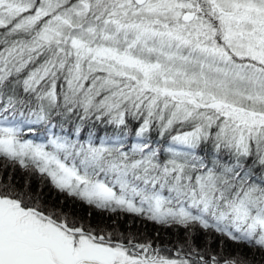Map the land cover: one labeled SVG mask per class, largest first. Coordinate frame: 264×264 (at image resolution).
Returning a JSON list of instances; mask_svg holds the SVG:
<instances>
[{
	"label": "snow or ice",
	"instance_id": "1",
	"mask_svg": "<svg viewBox=\"0 0 264 264\" xmlns=\"http://www.w3.org/2000/svg\"><path fill=\"white\" fill-rule=\"evenodd\" d=\"M0 264H264V0H0Z\"/></svg>",
	"mask_w": 264,
	"mask_h": 264
},
{
	"label": "trees",
	"instance_id": "2",
	"mask_svg": "<svg viewBox=\"0 0 264 264\" xmlns=\"http://www.w3.org/2000/svg\"><path fill=\"white\" fill-rule=\"evenodd\" d=\"M45 193L49 198H55V200H60V199H66L62 197L59 193H57L55 190H52L48 187H45L44 189ZM71 204V207L82 213L86 214L87 212L91 211V209L87 208V206L80 204V203H71L70 201L68 202ZM132 220L133 222L131 224L127 223V221ZM120 227L122 229L124 228H135V229H147L148 231H153L158 228V226L153 225L151 223H142L139 219L131 218V217H124L123 220L120 222Z\"/></svg>",
	"mask_w": 264,
	"mask_h": 264
}]
</instances>
